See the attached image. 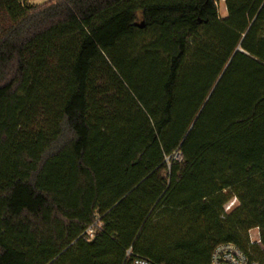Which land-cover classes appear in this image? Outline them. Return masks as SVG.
I'll return each mask as SVG.
<instances>
[{"label": "trees", "instance_id": "16d2710c", "mask_svg": "<svg viewBox=\"0 0 264 264\" xmlns=\"http://www.w3.org/2000/svg\"><path fill=\"white\" fill-rule=\"evenodd\" d=\"M224 1L0 0V264H264V0Z\"/></svg>", "mask_w": 264, "mask_h": 264}, {"label": "built area", "instance_id": "2783aa9c", "mask_svg": "<svg viewBox=\"0 0 264 264\" xmlns=\"http://www.w3.org/2000/svg\"><path fill=\"white\" fill-rule=\"evenodd\" d=\"M23 2L28 3L29 0H23ZM176 157L180 158V155L177 154ZM94 233H95L94 227H90L89 229L86 230V235L89 236L90 238L93 237ZM250 239L252 243L261 242L260 234L257 240H252L250 234ZM124 264H157V263H155L150 258L137 254L134 251V249L130 247L126 251V258ZM208 264H260V262L255 259H252L246 252H244L234 243L228 242V243H222L214 249Z\"/></svg>", "mask_w": 264, "mask_h": 264}, {"label": "rangeland", "instance_id": "374dc122", "mask_svg": "<svg viewBox=\"0 0 264 264\" xmlns=\"http://www.w3.org/2000/svg\"><path fill=\"white\" fill-rule=\"evenodd\" d=\"M46 1L48 0H29L28 3H31V4H35V5H43ZM217 5H218V9H219V14L222 18L226 17L227 15V10H226V6H225V1L224 0H217ZM237 204V199L236 198H233L231 200V202H229L225 209L227 210H230L231 208H233L235 205ZM229 207V208H227ZM259 230L258 229H252L250 231V234H251V238L252 240H257L259 238V234H258Z\"/></svg>", "mask_w": 264, "mask_h": 264}]
</instances>
